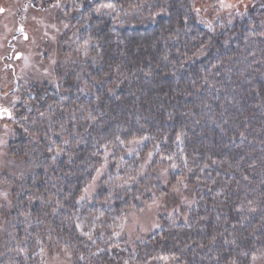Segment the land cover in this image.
<instances>
[{
	"label": "trees",
	"instance_id": "1",
	"mask_svg": "<svg viewBox=\"0 0 264 264\" xmlns=\"http://www.w3.org/2000/svg\"><path fill=\"white\" fill-rule=\"evenodd\" d=\"M68 4L60 63L9 110L0 264H264V0L209 22L193 0Z\"/></svg>",
	"mask_w": 264,
	"mask_h": 264
},
{
	"label": "rangeland",
	"instance_id": "2",
	"mask_svg": "<svg viewBox=\"0 0 264 264\" xmlns=\"http://www.w3.org/2000/svg\"><path fill=\"white\" fill-rule=\"evenodd\" d=\"M253 1L224 0L231 7H221L219 0H193V5L209 22L216 16H232ZM66 5L68 0H0V172L12 164L6 141L11 128L8 113L16 95L25 82L43 79L61 61L56 43L66 24L58 12L65 13ZM94 188L93 183L88 184L85 192L90 194ZM2 196L0 191V199ZM162 207L164 203L158 200L142 211L131 212L121 225L123 233L130 240L149 234L158 226L157 211ZM42 256V264H71L69 254L43 252Z\"/></svg>",
	"mask_w": 264,
	"mask_h": 264
},
{
	"label": "snow or ice",
	"instance_id": "3",
	"mask_svg": "<svg viewBox=\"0 0 264 264\" xmlns=\"http://www.w3.org/2000/svg\"><path fill=\"white\" fill-rule=\"evenodd\" d=\"M220 6L221 7H231V5L225 4L224 0H219ZM4 113H8L7 109L2 110ZM10 115V113H8Z\"/></svg>",
	"mask_w": 264,
	"mask_h": 264
},
{
	"label": "water",
	"instance_id": "4",
	"mask_svg": "<svg viewBox=\"0 0 264 264\" xmlns=\"http://www.w3.org/2000/svg\"><path fill=\"white\" fill-rule=\"evenodd\" d=\"M17 55V54H16Z\"/></svg>",
	"mask_w": 264,
	"mask_h": 264
}]
</instances>
